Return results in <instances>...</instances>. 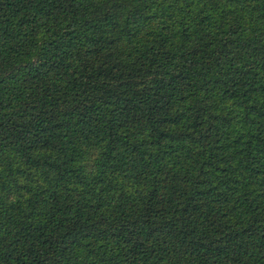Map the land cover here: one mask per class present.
I'll return each instance as SVG.
<instances>
[{
  "label": "trees",
  "instance_id": "trees-1",
  "mask_svg": "<svg viewBox=\"0 0 264 264\" xmlns=\"http://www.w3.org/2000/svg\"><path fill=\"white\" fill-rule=\"evenodd\" d=\"M0 264H264V0H0Z\"/></svg>",
  "mask_w": 264,
  "mask_h": 264
}]
</instances>
